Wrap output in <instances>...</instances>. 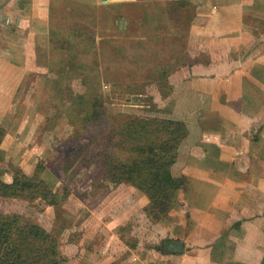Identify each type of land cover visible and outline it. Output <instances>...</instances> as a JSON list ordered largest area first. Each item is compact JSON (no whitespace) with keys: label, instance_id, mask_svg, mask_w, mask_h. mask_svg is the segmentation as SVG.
<instances>
[{"label":"crops","instance_id":"obj_1","mask_svg":"<svg viewBox=\"0 0 264 264\" xmlns=\"http://www.w3.org/2000/svg\"><path fill=\"white\" fill-rule=\"evenodd\" d=\"M134 1L0 0V124L16 119V93L26 77L46 73L52 44L64 39L52 33L54 13L81 19L122 4L130 12ZM141 9L146 27L162 28L160 41L172 50L156 83L162 117L185 126L171 169L185 182L178 205L158 221L145 214L143 193L113 187L138 213L101 212L96 228L91 221L80 229L82 239H59L65 264H264V0H148ZM165 19L170 31L159 24ZM18 120L15 132L1 124L0 147L23 158L26 172L25 155L33 153Z\"/></svg>","mask_w":264,"mask_h":264},{"label":"rangeland","instance_id":"obj_2","mask_svg":"<svg viewBox=\"0 0 264 264\" xmlns=\"http://www.w3.org/2000/svg\"><path fill=\"white\" fill-rule=\"evenodd\" d=\"M147 2L135 0L136 5L130 12L123 10V4L118 10L114 6L113 12H103L101 8L99 13L90 12L81 19L54 13L53 29L57 36L68 33L71 27L79 28L86 42L82 43L76 35L66 47L59 45L60 41L53 43L46 73L26 77L11 110L12 116L17 114L16 119L1 124L15 132L20 119L25 130L18 133L28 134L23 147L33 154L25 155L27 173L20 168L23 158L17 155V159L3 151L0 167L3 174L12 178L18 169L31 176L38 165L41 178L55 195L56 204L48 205L40 199L0 198V212L21 214L62 242L82 239L81 230L87 229L91 221L96 228L101 212L115 213L121 207L123 219L129 211L138 213L140 208L128 205L130 199L115 193V186L106 181L104 168L99 163L100 154H94L112 150L115 144L127 143L128 137L119 130L133 127L137 118L163 116L159 101L164 95L155 80L162 64H172V50L160 41L161 33L167 35L162 28L146 27L149 22L144 20L141 7ZM123 18L126 25L120 28ZM160 18L158 13L156 20ZM167 20H160L159 24L170 31L173 23ZM92 92L98 93L103 102L101 114L88 103ZM91 111L93 116L103 115L93 127L87 125L91 120L86 119ZM132 199L139 200L135 196ZM133 219L124 221L123 229Z\"/></svg>","mask_w":264,"mask_h":264},{"label":"trees","instance_id":"obj_3","mask_svg":"<svg viewBox=\"0 0 264 264\" xmlns=\"http://www.w3.org/2000/svg\"><path fill=\"white\" fill-rule=\"evenodd\" d=\"M79 30L70 28L59 45L65 43V37L66 42L72 44L71 40L76 35L82 43L86 42V37ZM52 33L56 34L54 29ZM162 78L164 75L159 67L156 82L159 84ZM88 103L101 114L103 102L98 93L92 92ZM99 118L103 119V115L93 116L92 111L88 112L86 119L91 121H87V125L93 127L95 121L97 125ZM119 132L128 137L127 143L115 144L112 150L94 154H100L99 163L104 168L106 181L114 186L122 183L133 186L148 199L143 208L145 214L151 220L165 219L168 212L178 205L177 192L185 182L182 175L174 176L171 172L178 146L186 134L185 126L163 117L137 118L133 127L121 128ZM4 134L0 124V145ZM2 175L3 169L0 167V198L40 199L48 205L56 204L55 195L41 178L38 165L31 176L19 169L14 170L10 182L4 181ZM162 244L156 248L162 249ZM67 261L57 236L41 225L26 220L21 214L0 212V264H65Z\"/></svg>","mask_w":264,"mask_h":264}]
</instances>
